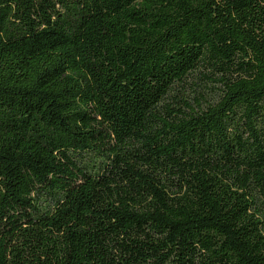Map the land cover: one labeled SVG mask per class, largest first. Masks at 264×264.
I'll use <instances>...</instances> for the list:
<instances>
[{
    "label": "trees",
    "instance_id": "16d2710c",
    "mask_svg": "<svg viewBox=\"0 0 264 264\" xmlns=\"http://www.w3.org/2000/svg\"><path fill=\"white\" fill-rule=\"evenodd\" d=\"M0 264H264V0H0Z\"/></svg>",
    "mask_w": 264,
    "mask_h": 264
},
{
    "label": "rangeland",
    "instance_id": "374dc122",
    "mask_svg": "<svg viewBox=\"0 0 264 264\" xmlns=\"http://www.w3.org/2000/svg\"><path fill=\"white\" fill-rule=\"evenodd\" d=\"M195 82L199 83L196 78L194 79L193 77H190L187 84L189 87L186 88L185 91V98L189 100L192 105L195 103L194 99H199L201 96H206V92L209 91V87L212 85V83H208L207 87L201 88L199 85L195 86ZM192 88L194 91L191 90Z\"/></svg>",
    "mask_w": 264,
    "mask_h": 264
}]
</instances>
